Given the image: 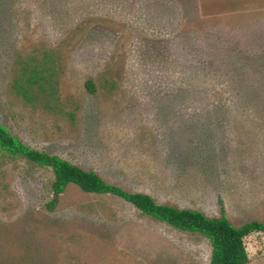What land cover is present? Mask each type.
Returning a JSON list of instances; mask_svg holds the SVG:
<instances>
[{
    "label": "rangeland",
    "instance_id": "obj_1",
    "mask_svg": "<svg viewBox=\"0 0 264 264\" xmlns=\"http://www.w3.org/2000/svg\"><path fill=\"white\" fill-rule=\"evenodd\" d=\"M26 38L62 46L76 129L11 95ZM118 81L108 95L86 82ZM0 122L27 144L161 203L264 221V0H0ZM16 207H0V264H211L206 238L72 184L52 200L50 168L4 165ZM264 264V233L246 238Z\"/></svg>",
    "mask_w": 264,
    "mask_h": 264
},
{
    "label": "trees",
    "instance_id": "obj_2",
    "mask_svg": "<svg viewBox=\"0 0 264 264\" xmlns=\"http://www.w3.org/2000/svg\"><path fill=\"white\" fill-rule=\"evenodd\" d=\"M68 60L69 55L64 47L53 46L45 40L26 38L15 54L9 90L30 109L47 112L59 118L65 126L76 129L81 100L64 85ZM86 87L92 93L102 88L108 95H113L118 90V81L112 77L104 78L99 83L89 79ZM16 159L53 171V198L46 204L49 211L58 208L62 195L72 184L86 193L119 197L134 204L154 220L208 239L212 245L211 264H248L250 256L246 238L253 233H264V221L234 224L222 200L220 216H209L200 209L161 203L148 193L111 183L95 170L85 169L59 155L27 144L0 122V207L4 212L13 211L17 205L15 193L4 171L6 161Z\"/></svg>",
    "mask_w": 264,
    "mask_h": 264
}]
</instances>
